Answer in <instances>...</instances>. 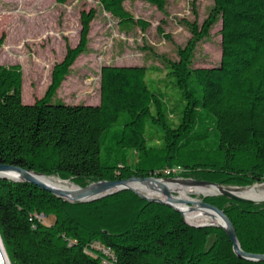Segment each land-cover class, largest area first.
Instances as JSON below:
<instances>
[{"label": "trees", "instance_id": "1", "mask_svg": "<svg viewBox=\"0 0 264 264\" xmlns=\"http://www.w3.org/2000/svg\"><path fill=\"white\" fill-rule=\"evenodd\" d=\"M125 1L99 0L120 22L145 29L148 23L134 19ZM143 1L158 10L166 4ZM94 16L92 9L81 12L79 42L54 65L42 98L25 103L20 66L0 64V163L80 185L131 175L240 186L264 180V0H214L201 25L186 23L192 38L179 60L166 65L181 108L169 106L138 65H103L98 104L51 101L86 50ZM218 21L220 63L192 67L197 41ZM110 152L124 161L102 159ZM128 156L136 160L126 162ZM203 199L224 210L244 250L264 253V200L221 193ZM184 216L127 188L71 201L0 177V239L11 264H264L238 257L221 226L191 225Z\"/></svg>", "mask_w": 264, "mask_h": 264}, {"label": "rangeland", "instance_id": "2", "mask_svg": "<svg viewBox=\"0 0 264 264\" xmlns=\"http://www.w3.org/2000/svg\"><path fill=\"white\" fill-rule=\"evenodd\" d=\"M213 4L214 0H166L164 9L158 10L143 0L125 1L124 7L134 19L148 23L142 29L136 24L120 22L103 9L99 0H66L64 3L0 0V64L20 66L25 103L42 98L50 84L54 65L63 59L67 46L75 47L79 42L81 12L92 9L95 16L90 23L87 48L75 59L51 101L98 104L103 65H138L146 67L151 88L163 92L169 106L181 108L180 90L169 82L166 65L169 61L179 60V51L192 38L186 23L196 21L201 25ZM220 27L218 21L197 41L191 56L192 67H211L220 63ZM104 158L109 162L124 161L122 155L112 152L102 155ZM128 160L136 159L128 156L125 161ZM254 184L264 188V180ZM171 191L198 199L202 195L194 191ZM40 217L45 223L52 219L43 214Z\"/></svg>", "mask_w": 264, "mask_h": 264}, {"label": "water", "instance_id": "3", "mask_svg": "<svg viewBox=\"0 0 264 264\" xmlns=\"http://www.w3.org/2000/svg\"><path fill=\"white\" fill-rule=\"evenodd\" d=\"M4 171H10L14 174L15 177L7 175L3 173ZM48 176L45 173L38 172L32 168H25L16 164H4L0 163V177L9 178L16 181L25 180L31 182L39 187L50 191L58 197H62L71 201H88L96 199L100 196L112 193L121 189H130L136 193H138L143 198L160 201L163 202L177 211H179L183 216V210L176 204L177 202L185 203L190 207H194L192 205H197L199 207L204 208L210 215V217L215 218V220L202 221L198 223L189 222L184 219L191 225L202 226V225H217L221 226L228 237L232 242V247L234 252L238 257L251 259V260H264V253L260 252H249L244 250L240 242L238 240L235 228L231 219L224 212V210L217 205L206 201L203 199L205 195H213V194H224L228 197L237 199V200H250L254 202L262 201L264 198L256 199L250 196H246L241 194L240 186H231L225 185L219 182L209 181L205 179L193 178V177H181V176H154V175H131L125 178H115V179H99L91 181L85 185H80L77 183H73V187H61L50 184L44 180H42L39 176ZM60 178V177H59ZM61 179V178H60ZM65 180V179H62ZM139 181L143 182L148 186L149 189L153 190L154 193L150 194L147 190L145 192L139 190L137 187L132 185V182ZM166 181H179L187 184H212L217 187L216 190L201 193V197L195 198L193 196H189L186 198H181L180 196L172 193L170 188L168 187ZM254 184V183H253ZM252 185V184H251ZM251 185H247L251 186ZM0 264H11L7 253L4 249L2 241L0 239Z\"/></svg>", "mask_w": 264, "mask_h": 264}, {"label": "bare ground", "instance_id": "4", "mask_svg": "<svg viewBox=\"0 0 264 264\" xmlns=\"http://www.w3.org/2000/svg\"><path fill=\"white\" fill-rule=\"evenodd\" d=\"M3 173L14 176V174L10 171H4ZM42 180L56 185V186H61V187H73L74 185L70 183L68 180H62L59 177L48 175V176H39ZM168 187L170 190H176L178 193H189L190 191H194L196 193H207L211 192L217 189L215 185L212 184H187L179 181H166ZM132 185L137 187L139 190L145 192L146 190L150 193L153 194L154 191L149 189L146 184L143 182L135 181L132 182ZM241 194L250 196L256 199H261L264 198V188L260 184H254L252 186H248L246 188L241 189ZM155 194V193H154ZM181 198H186L189 197V195L185 194H180L178 195ZM182 210L185 212L194 222H202V221H209V220H215V218L210 217L209 213L202 207H200L202 210H200L197 205L194 207H190L186 205L185 203L182 202H177L176 203Z\"/></svg>", "mask_w": 264, "mask_h": 264}, {"label": "built area", "instance_id": "5", "mask_svg": "<svg viewBox=\"0 0 264 264\" xmlns=\"http://www.w3.org/2000/svg\"><path fill=\"white\" fill-rule=\"evenodd\" d=\"M172 170H174V169H172ZM169 171V169H166V172H168ZM104 264H107V263H104Z\"/></svg>", "mask_w": 264, "mask_h": 264}, {"label": "crops", "instance_id": "6", "mask_svg": "<svg viewBox=\"0 0 264 264\" xmlns=\"http://www.w3.org/2000/svg\"><path fill=\"white\" fill-rule=\"evenodd\" d=\"M124 4V3H123Z\"/></svg>", "mask_w": 264, "mask_h": 264}]
</instances>
